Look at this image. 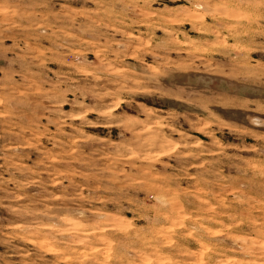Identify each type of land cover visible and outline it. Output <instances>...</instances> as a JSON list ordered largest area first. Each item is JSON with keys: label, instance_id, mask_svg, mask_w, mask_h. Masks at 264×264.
Here are the masks:
<instances>
[{"label": "rangeland", "instance_id": "1", "mask_svg": "<svg viewBox=\"0 0 264 264\" xmlns=\"http://www.w3.org/2000/svg\"><path fill=\"white\" fill-rule=\"evenodd\" d=\"M0 264H264V0H0Z\"/></svg>", "mask_w": 264, "mask_h": 264}]
</instances>
